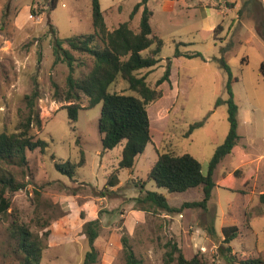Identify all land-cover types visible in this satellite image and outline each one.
<instances>
[{"label": "rangeland", "instance_id": "rangeland-1", "mask_svg": "<svg viewBox=\"0 0 264 264\" xmlns=\"http://www.w3.org/2000/svg\"><path fill=\"white\" fill-rule=\"evenodd\" d=\"M141 1L99 0L108 28L122 22L137 28L144 6L134 9ZM52 4L53 0H0V132L20 130L29 113L25 96L37 83L42 124H34L31 134L48 143L44 152L27 151V169L10 167L27 186L7 193L11 206L8 214H0V264H21L15 241L9 237L14 217L37 233L51 229L50 236L44 237L41 264H83L90 244L83 222L71 215L80 211L86 220L100 217L97 264H126L123 236L141 264H164L173 242L189 259L198 255L207 264H231L221 251L222 228L229 225L239 228L231 242L232 256L264 260L260 199L264 192V0H148L151 26L163 46L160 62L151 72L142 69L139 74L148 73V84L161 90L162 97L148 104L153 142L136 157L132 169L120 167L124 142L103 150L98 126L101 103L80 109L73 129L63 108L71 102L54 98L52 83L64 90L69 72L66 63H54L55 40L93 33L94 27L92 0ZM153 48L155 44L142 54L147 56ZM177 50L201 55L177 57ZM75 55L74 75L81 77L90 71L93 59ZM225 64L233 76L241 139L214 170L217 185L207 208L191 207L187 203L203 199L202 185L169 192L149 180L148 173L159 152L190 153L208 173L216 148L230 130ZM168 69L169 80L158 85ZM110 91L136 95L121 77ZM80 102L86 106L87 97ZM194 123L201 125L190 132ZM81 151L85 163L73 177L56 169L53 155L77 163ZM229 175L233 188L219 186ZM112 178L118 179L115 184ZM148 190L165 194L175 211L139 209L135 198ZM211 227L216 235L210 234Z\"/></svg>", "mask_w": 264, "mask_h": 264}, {"label": "trees", "instance_id": "trees-1", "mask_svg": "<svg viewBox=\"0 0 264 264\" xmlns=\"http://www.w3.org/2000/svg\"><path fill=\"white\" fill-rule=\"evenodd\" d=\"M55 0H53V7ZM144 6L140 24L132 28L129 22H122L115 29H109L104 18L99 0H92V23L93 33L77 34L68 38H57L53 47L54 63L64 62L69 68L66 77V88L61 90L56 82L54 86V98L56 101H70V104L63 105L67 109L69 122L73 129H76V122L79 117V110L83 107L91 108L101 103V114L99 118V132L103 150L113 149L123 144L121 168L132 169L136 157L144 151L147 144L152 143L151 122L148 112V104L162 97L161 90L150 86L146 74H139L142 69H149V72L160 62L159 53L163 46V40L153 32L151 26L152 11L148 7V0L139 2L134 11ZM219 26L218 28H220ZM217 28V29H218ZM155 44L147 56L142 53ZM75 52L90 56L93 65L87 74L81 77L74 75L77 57ZM177 57L182 55L199 56L200 53L189 54L177 50ZM229 73L227 89L229 92L228 120L230 130L224 142L219 145L212 157L208 173L204 174L200 161L190 153L174 154L171 152H159L158 159L148 173V179L153 180L157 186L166 188L169 192H182L196 186H203L204 196L202 200L189 202L188 206L206 209L212 197L213 189L217 185L213 174L217 165L230 154L239 143L241 135L238 131L239 106L234 99L232 90L233 76L230 67L225 64ZM264 64H262V69ZM170 69L162 76L157 84L169 80ZM118 77L124 79L134 94L111 92V85ZM33 91L25 96L29 113L21 122L18 132H0V214H8L11 206L9 192L14 193L27 186L24 180H18L10 167L27 169L29 165L28 150H46V140L35 137L31 134L34 124L41 126L42 120L37 108V99L40 98L38 84L35 83ZM83 96L87 97L88 104L82 106ZM201 125L194 123L193 128ZM55 167L60 172L73 177L77 167L85 163L84 154L81 151V159L75 163L71 160L57 159ZM239 169L235 170L237 176ZM117 178H112L115 184ZM233 178L226 176L219 183V186L232 189ZM74 193L77 190H73ZM104 195V192L102 193ZM264 202V192L260 195ZM139 209L148 211L151 209H163L175 211L170 206L165 194L148 190L145 194L135 198ZM12 215V214H11ZM69 215V214H67ZM75 219L83 222L85 238L88 239L90 249L86 252L83 264H97L99 251L95 241L100 235V217L86 220L83 211L71 214ZM9 237L15 241V252L20 256L21 264H41L44 250V237H49L51 229L48 227L40 232L32 230L29 223L17 217L12 219L8 227ZM239 228L237 225L224 226V234L221 251L228 263L231 264H263L260 256H232L231 242L237 237ZM210 234L216 235L215 227L210 228ZM126 264H141L128 242V238H122ZM14 264V263H4ZM164 264H207L202 257L195 255L192 258L185 257L182 249L176 242L170 243V248L165 253Z\"/></svg>", "mask_w": 264, "mask_h": 264}]
</instances>
